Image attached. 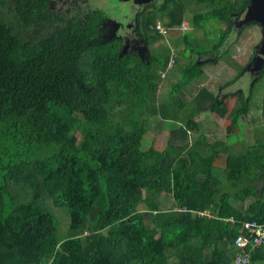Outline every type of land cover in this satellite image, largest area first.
Returning <instances> with one entry per match:
<instances>
[{
    "label": "trees",
    "instance_id": "1",
    "mask_svg": "<svg viewBox=\"0 0 264 264\" xmlns=\"http://www.w3.org/2000/svg\"><path fill=\"white\" fill-rule=\"evenodd\" d=\"M14 1L23 24L54 26L43 40L22 42L0 20V264H173L172 258L174 264H236L242 250L235 239L244 221L264 223V197L247 210L232 207L214 165L223 149L204 135L189 147L200 115L224 116L227 106L201 90L197 109L182 117L177 101L160 96L169 84L160 73L172 51L157 25L181 28L194 3V28L206 29L212 19L227 26L216 43L189 55L186 86L201 75L193 55L223 47L231 17L249 0L148 6L139 33L148 44L160 41L156 52L163 54L151 57V66L120 52L115 39L104 41L122 23L101 10L88 7L71 19V12L50 9L49 0ZM194 37L184 32L187 48ZM154 124L169 129V142L163 150H143ZM44 149L50 152L42 156ZM227 153L225 177L235 181V168L254 155ZM164 194L176 204L169 210L156 203ZM54 207L69 210L66 238L58 236ZM251 264H264V242Z\"/></svg>",
    "mask_w": 264,
    "mask_h": 264
},
{
    "label": "crops",
    "instance_id": "2",
    "mask_svg": "<svg viewBox=\"0 0 264 264\" xmlns=\"http://www.w3.org/2000/svg\"><path fill=\"white\" fill-rule=\"evenodd\" d=\"M239 15L240 14H235L231 17V19L237 18L239 20V24L243 25L240 22ZM116 22L121 23L118 21ZM231 29L230 20L229 33L232 32ZM169 30L171 31L176 29L169 28ZM119 32H115L116 37L113 41L119 40ZM169 32L167 34H169ZM167 34H163V36L165 37ZM157 42L161 45L160 41ZM154 44L157 46L155 42ZM166 44L168 45L167 42ZM145 46L146 47L144 48L147 49V51L149 50L148 58L139 56L135 52L132 53L136 54L141 61L147 62L149 63L148 65L151 66L153 64H151L152 58L150 57V48L147 44H145ZM230 46L231 44L229 41L225 42L223 47H221L218 51L205 53L206 55L203 56L200 62H195L199 67L194 70L196 73L201 75L196 81V84H194V87L192 89H188L189 101L187 108L189 107V114L197 109L198 104L196 96L201 90H205L213 95L220 103H224L227 106V112L224 116L214 112H207L200 115L199 121L201 122V129L199 131H190V142L188 144L189 147L192 146L201 135L206 136L211 144H214L215 142L218 143L221 149H223L221 151L223 154L220 155V161H216L214 165H216L217 176L220 180H222L221 191L230 193L232 198V207L239 210H247L256 198L264 197V130L260 129L263 126L261 122H264V107L261 102L254 101L255 98L264 96V89H258L259 86L261 88L264 87V83L261 82L264 78L260 76L259 78H255L253 80V78L246 73L247 69H245V62L241 61L240 58H237V60H234L231 57L229 58V56H227L228 53H225L228 52ZM171 51L172 57L167 69L162 70L160 73L161 83L167 82L169 76H176L177 73L175 72L176 67L174 69V64L176 63V60L174 59V48H171ZM121 52H123L122 49ZM215 53L218 54V57H216L214 61H212L213 58L205 59L207 55L208 57H214L216 55ZM252 55L250 58H252ZM172 60L175 61L174 64H172ZM220 60L224 62V69L216 67L215 71H207L209 70L208 66L213 65L212 63L217 64ZM236 65L240 66L242 71L243 68L245 69L242 75L241 73H238L236 76L232 75V69L235 68ZM236 81H238V84L232 86ZM225 87L228 88L223 90ZM241 112H246L247 114L239 116ZM183 119V122H185L186 119ZM153 127L154 129L159 128V130H161L164 126L162 124H154ZM165 130L167 131V129ZM229 151L231 153H235L236 155H242L244 153H253L254 155L249 159L251 161L248 162L247 165L243 166V164H239L235 168V172H233V174L235 176H239V178L235 181H230L225 177L226 170H228V156L230 154L227 152ZM243 169H245V171L239 174V172ZM160 197L161 196H159V198ZM158 199L157 201L165 203L166 198L161 197L159 200ZM167 201L172 208L176 205L173 198H168Z\"/></svg>",
    "mask_w": 264,
    "mask_h": 264
},
{
    "label": "rangeland",
    "instance_id": "3",
    "mask_svg": "<svg viewBox=\"0 0 264 264\" xmlns=\"http://www.w3.org/2000/svg\"><path fill=\"white\" fill-rule=\"evenodd\" d=\"M4 1V2H3ZM155 3H157V5H160L161 2L160 1H155ZM87 5L85 7L86 10H88V7H91V9L95 10H101L103 11L108 18L110 19H114L118 22H121L123 24V28L120 31V35H123L125 29H127L128 23L124 22L126 21V17L129 13V8L124 4V2L120 1V0H89L87 2ZM152 4H150L149 6H151ZM72 7V6H71ZM190 8L192 9L190 12H188L187 17H186V21L183 23V26L179 29L176 30H169V34H167L164 37V40H166V42L168 43V45L171 48H174V52H175V60L176 63H172L174 64V69L176 67L175 72L176 76H169L168 78V82L169 84H165L161 87L160 89V96H162V94H165L166 96H170L171 99H173V101H177V103L180 105V109L183 110V114L181 115L182 117H184L185 115L189 114V107L187 108V104L189 101V97H188V89H192L194 87V84H196L195 80L194 83H191L189 85L186 86H182L186 80H185V74L187 72V68L188 66L192 65L191 63H188L187 60L189 58V55L192 54L193 52L195 53H200L199 48L201 49L202 45H212L214 43H216L219 40L220 37V32L221 30H225L226 25L222 24L219 20L217 19H212L211 21H209L211 24H208L205 28V25L202 27L203 29H197L194 28V26L192 25V16L194 14V9L196 8V5L194 3L190 4ZM57 9L62 11V12H67V10L69 9L67 6L65 5H57ZM143 12V11H142ZM141 12V13H142ZM141 13H139L141 15ZM132 17V16H131ZM130 17V18H131ZM236 19V18H235ZM0 20L6 22L8 25H10L13 29V32L15 35H17L19 37V39L22 42H39L41 40H43L47 35L48 32L50 31V26L48 25H38V26H27L25 24H23L19 18V14L16 12L15 10V1L14 0H0ZM160 22L163 23V21L161 20ZM161 26H165L163 24H161ZM166 27V26H165ZM168 28V27H166ZM232 32L229 33V37L226 40V42L229 41V43L231 44V46L228 49V55L229 58H233L234 60H237V58H240L241 61L245 62V65L249 62V60L251 59V55L253 52H256V49L258 46L261 45L262 41H263V32L261 30V26L258 23H247V24H243V25H239L238 28L233 27ZM192 32L195 34V39L192 38V42H194V47H188L187 45L184 43L183 41V34L184 32ZM120 37V36H119ZM196 39H202V41L196 40ZM207 44H204V43ZM112 44H115L118 46V43L120 44V50L122 49V44H121V39H119L117 41V43L115 41L111 42ZM197 43L199 44V46H197ZM157 46L154 43H150L149 44V48H150V57H154L155 54L157 53L159 55V57L162 59L163 54H160V51L157 49L156 52V48L161 47L159 42H156ZM255 49V51H254ZM121 52V51H120ZM123 52H127L126 50H124ZM216 55L214 57H206L205 59H212V61H214L216 59V57H218V54L215 53ZM222 55V54H220ZM195 56L193 58V60L195 62H200V60L203 58L201 57L200 59L199 56L197 54L193 55ZM226 56V57H227ZM237 56V57H235ZM235 57V58H234ZM178 63V64H177ZM211 64V63H210ZM213 65L208 66L207 71L211 72L212 70L215 71V68H221L224 69V62H222V60H220L217 64L212 63ZM219 64V65H218ZM157 66V63L154 65V68ZM232 69V68H230ZM245 71V69L243 68V71L241 70V67L236 65L235 68L232 69V75L236 76L238 73H241V75L243 74V72ZM260 76H255V78H259ZM264 83V79H262V81ZM178 84L177 85V89L175 90L174 88L170 90V87L173 86L174 84ZM238 84V81H236L232 86ZM228 87L223 88V90L227 89ZM258 89H264L261 88L259 86ZM170 90V92H169ZM255 102H261L262 106L264 107V96H261L259 98H255L254 99ZM172 105H174V103H171ZM185 104V105H184ZM177 108L175 107L173 111H175ZM264 117V115H263ZM264 120V119H263ZM262 125L264 126V122H261ZM263 126L260 128L262 130H264ZM153 127V126H152ZM167 129V131L165 130ZM170 139V131L168 128L163 127L161 128V130H159V128H151V130L146 134L144 141H143V150H148L150 147H155L158 150H163L166 148L168 142ZM190 142V135H189V140L187 141V143ZM58 150V148L56 149ZM50 152L49 149H44L42 156L45 154H48ZM29 156L30 151L28 152ZM32 156V157H31ZM31 158H36L38 156V154L31 155ZM166 198L165 199V203L162 201H157L156 203L160 206L161 209H165V210H169L172 207L168 204L167 199L168 198H172L171 194H164L162 195V198ZM56 210L55 212L53 211V213L57 216L58 221H59V228H58V236L60 238H66L68 236L70 227V213L69 210L67 208H60V207H54ZM142 209H147L144 206H141ZM62 218H61V217ZM175 259L172 258V263L174 264Z\"/></svg>",
    "mask_w": 264,
    "mask_h": 264
},
{
    "label": "flooded vegetation",
    "instance_id": "4",
    "mask_svg": "<svg viewBox=\"0 0 264 264\" xmlns=\"http://www.w3.org/2000/svg\"><path fill=\"white\" fill-rule=\"evenodd\" d=\"M49 2H50L49 3L50 9L57 11V12H62V11L57 9V5L67 6L69 9L65 13L71 12L70 13L71 19H73L76 15H84L85 13L88 12V10L85 9V7L88 6L87 5L88 0H83L81 2H78L76 0H49ZM124 4L129 8V13L126 17V21H124V22H127L129 20L130 21H129L127 29H125L123 35L119 34L120 37H118V39H122V50L123 51L126 50L127 52H135L139 56H143L144 58H148L149 50L147 51V49L144 48V47H146L145 44L149 45L148 39L145 40L144 37H141L140 33H139V31H140V29H139L140 14L139 13H141L142 11L144 12L149 5H147L146 7H139L138 5H135L133 2L124 3ZM161 4H162V2H161ZM152 5L160 6V5H157V3H155V2ZM77 10H78V12H77ZM235 14L238 15L239 13H235ZM230 20H231V28H233V27L238 28V26L240 25L239 20L237 18L236 19L233 18ZM35 26H38V25H35ZM48 26H50V30H51V28L54 25H48ZM122 28H123V24H121V29ZM108 30H109V28H108ZM261 30H262V27H261ZM106 33H107L106 37H104V36L102 37V35L100 36V38L102 37L104 39V41L112 40L116 37L114 30L107 31ZM255 49H256V52H253L252 58L249 60V62L245 66L246 67L245 69H247L246 73H248L250 75V77L253 78V80L255 79V76L258 77V76H260V73H261L260 70L259 71L254 70L255 58H256L257 54L259 53L260 46H258ZM255 49H254V51H255ZM207 57H208V55H207Z\"/></svg>",
    "mask_w": 264,
    "mask_h": 264
},
{
    "label": "built area",
    "instance_id": "5",
    "mask_svg": "<svg viewBox=\"0 0 264 264\" xmlns=\"http://www.w3.org/2000/svg\"><path fill=\"white\" fill-rule=\"evenodd\" d=\"M157 29L162 34H167L169 28L161 26L159 23ZM172 63L175 61L172 60ZM176 211H186L187 209L175 208ZM264 242V223L258 221H244L241 230L235 239V247L242 250V253L236 259V264H251L252 253ZM251 249V250H250Z\"/></svg>",
    "mask_w": 264,
    "mask_h": 264
},
{
    "label": "water",
    "instance_id": "6",
    "mask_svg": "<svg viewBox=\"0 0 264 264\" xmlns=\"http://www.w3.org/2000/svg\"><path fill=\"white\" fill-rule=\"evenodd\" d=\"M124 3L133 2L139 7H146L159 0H120ZM240 22L242 24L258 23L262 27L263 41L260 45L259 53L255 58L254 70L261 71L260 76L264 73V0H249V4L240 13ZM253 72V71H252Z\"/></svg>",
    "mask_w": 264,
    "mask_h": 264
}]
</instances>
